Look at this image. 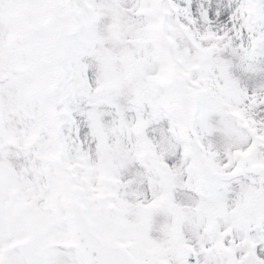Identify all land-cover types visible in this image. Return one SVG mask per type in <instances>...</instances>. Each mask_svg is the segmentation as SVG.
<instances>
[{"label": "snow or ice", "instance_id": "6c2138e0", "mask_svg": "<svg viewBox=\"0 0 264 264\" xmlns=\"http://www.w3.org/2000/svg\"><path fill=\"white\" fill-rule=\"evenodd\" d=\"M0 264H264V0H0Z\"/></svg>", "mask_w": 264, "mask_h": 264}]
</instances>
